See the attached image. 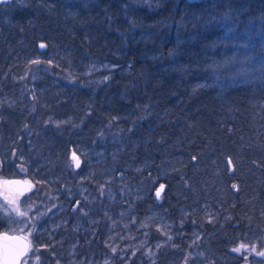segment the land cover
Segmentation results:
<instances>
[{
  "label": "trees",
  "instance_id": "16d2710c",
  "mask_svg": "<svg viewBox=\"0 0 264 264\" xmlns=\"http://www.w3.org/2000/svg\"><path fill=\"white\" fill-rule=\"evenodd\" d=\"M256 30L260 0H0V175L34 182L28 255L256 264L234 250L264 247Z\"/></svg>",
  "mask_w": 264,
  "mask_h": 264
},
{
  "label": "rangeland",
  "instance_id": "374dc122",
  "mask_svg": "<svg viewBox=\"0 0 264 264\" xmlns=\"http://www.w3.org/2000/svg\"><path fill=\"white\" fill-rule=\"evenodd\" d=\"M130 1H132L134 4L135 3L141 4V2L153 3V2H156L157 0H130ZM261 1L264 3V0H260V2ZM256 33L261 35L262 37L261 44L264 45V30H256ZM249 37L251 38V33H249ZM251 46H253V40L251 42ZM263 57L264 56H262L259 59L260 62L256 63V66L261 67L264 65ZM73 163L75 166H77V162L74 158H73ZM23 178H26V177H23ZM6 179L7 178H4L0 175V207L2 209L3 214L6 216L7 220L11 224V228L8 229V231L18 232L25 236H29L31 235V233L35 231V228L31 227L32 226L31 223L33 222L32 212L35 206L33 205V203L29 202L28 199L25 198L24 194H19L9 189L5 185ZM26 179H29V178H26ZM162 189H163V186L159 187L158 197H160ZM5 205H7V207H5ZM242 245L244 247H241ZM238 248L240 249L239 252H242L241 250H243V251H246V253L248 254L249 253L254 254V257L256 258V262H255L256 264H264V256H260L257 254L259 252L264 251V247L259 248L256 244L253 245V244L241 242ZM253 248H255V251H252ZM121 255H122L121 257H124L125 252H121ZM22 264H42V260L40 256L38 255V252L35 251V252L30 253V255L26 256ZM124 264H127V262H125Z\"/></svg>",
  "mask_w": 264,
  "mask_h": 264
},
{
  "label": "water",
  "instance_id": "95a60500",
  "mask_svg": "<svg viewBox=\"0 0 264 264\" xmlns=\"http://www.w3.org/2000/svg\"><path fill=\"white\" fill-rule=\"evenodd\" d=\"M1 108V107H0ZM5 185L19 194H27L34 187V182L23 177H11L5 180ZM8 237L9 239H5ZM7 244L15 252L19 253V264L23 263L25 257L29 254L31 249L30 239L18 232H11L8 230L0 231V264H4L3 248Z\"/></svg>",
  "mask_w": 264,
  "mask_h": 264
},
{
  "label": "snow or ice",
  "instance_id": "6c2138e0",
  "mask_svg": "<svg viewBox=\"0 0 264 264\" xmlns=\"http://www.w3.org/2000/svg\"><path fill=\"white\" fill-rule=\"evenodd\" d=\"M41 48L45 47L44 44L40 45ZM33 63H38V61H34ZM73 158L77 162V166L79 164V160L77 157H75V154H73ZM159 195V193H157ZM7 207V205H5ZM5 239H9L8 237H5ZM241 247H244L243 245ZM235 251H240L239 248L234 249ZM252 251H255V248L252 249ZM260 256H264V251L257 253ZM19 253L15 252L12 248H10L7 244H5L3 248V258H4V264H19L18 260Z\"/></svg>",
  "mask_w": 264,
  "mask_h": 264
},
{
  "label": "flooded vegetation",
  "instance_id": "af4514ba",
  "mask_svg": "<svg viewBox=\"0 0 264 264\" xmlns=\"http://www.w3.org/2000/svg\"><path fill=\"white\" fill-rule=\"evenodd\" d=\"M29 238V237H28ZM31 241V240H30Z\"/></svg>",
  "mask_w": 264,
  "mask_h": 264
}]
</instances>
